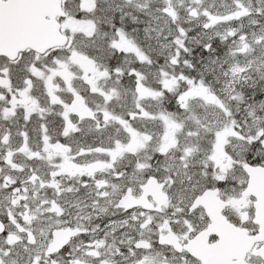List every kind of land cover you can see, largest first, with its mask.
Segmentation results:
<instances>
[{"label":"snow or ice","instance_id":"6c2138e0","mask_svg":"<svg viewBox=\"0 0 264 264\" xmlns=\"http://www.w3.org/2000/svg\"><path fill=\"white\" fill-rule=\"evenodd\" d=\"M0 264H264V0H0Z\"/></svg>","mask_w":264,"mask_h":264}]
</instances>
